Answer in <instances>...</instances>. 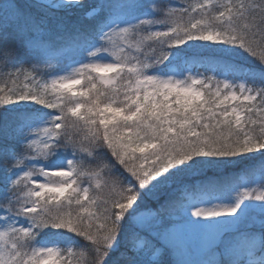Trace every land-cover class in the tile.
Masks as SVG:
<instances>
[{"label":"snow or ice","instance_id":"snow-or-ice-1","mask_svg":"<svg viewBox=\"0 0 264 264\" xmlns=\"http://www.w3.org/2000/svg\"><path fill=\"white\" fill-rule=\"evenodd\" d=\"M0 264H264V0H0Z\"/></svg>","mask_w":264,"mask_h":264},{"label":"trees","instance_id":"trees-1","mask_svg":"<svg viewBox=\"0 0 264 264\" xmlns=\"http://www.w3.org/2000/svg\"><path fill=\"white\" fill-rule=\"evenodd\" d=\"M157 1V0H156ZM249 64H252L253 66H255L254 62L251 60V58H249V60L247 61ZM203 71V69H201Z\"/></svg>","mask_w":264,"mask_h":264},{"label":"rangeland","instance_id":"rangeland-1","mask_svg":"<svg viewBox=\"0 0 264 264\" xmlns=\"http://www.w3.org/2000/svg\"><path fill=\"white\" fill-rule=\"evenodd\" d=\"M157 3H165V2H167V0H157L156 1ZM201 70V69H200ZM202 71V70H201Z\"/></svg>","mask_w":264,"mask_h":264}]
</instances>
